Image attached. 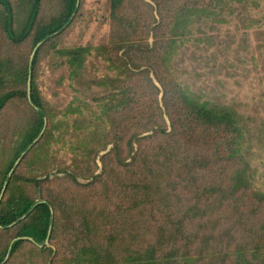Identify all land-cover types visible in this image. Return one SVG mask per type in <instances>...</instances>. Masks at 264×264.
<instances>
[{
	"label": "trees",
	"instance_id": "obj_1",
	"mask_svg": "<svg viewBox=\"0 0 264 264\" xmlns=\"http://www.w3.org/2000/svg\"><path fill=\"white\" fill-rule=\"evenodd\" d=\"M149 1L155 9L144 0H110L108 44L55 52L66 60L70 78L80 77L92 51L117 73L92 83L108 93L99 99L98 115L74 122L85 139L75 157L81 151L87 160L63 168L64 177L52 176L56 165L49 142L60 127L35 86L37 52L31 64L17 67L0 53V112L24 99L32 113L12 159L0 171V193L47 122L41 141L22 160L28 175L15 170L0 203V236L15 233L14 242L0 249V264H22V254L28 255L26 264L53 256L45 246L51 219L49 242L61 245L52 264H264V191L251 184L254 172L241 118L182 85L170 69L193 18L215 22L223 6L246 0ZM62 2L59 20L35 30L34 48L69 23L77 0ZM40 4L32 0L25 24L16 28L10 0H0L1 28L9 43L21 45L29 38ZM29 76L30 99L19 88ZM82 104L68 107L65 116L80 115ZM102 143L113 147L100 159L102 174L95 175V146ZM42 177L48 185L43 203L31 211L38 200L27 190L38 187ZM59 183L58 192L50 187Z\"/></svg>",
	"mask_w": 264,
	"mask_h": 264
},
{
	"label": "rangeland",
	"instance_id": "obj_2",
	"mask_svg": "<svg viewBox=\"0 0 264 264\" xmlns=\"http://www.w3.org/2000/svg\"><path fill=\"white\" fill-rule=\"evenodd\" d=\"M10 2L15 17V27L20 28L25 24L32 0H10ZM144 3L155 9L151 1L144 0ZM222 10L223 12L218 16L220 18L215 22L204 18L192 19L193 22L186 31L187 38L177 49V54L170 63V69L178 81L190 87L191 91L237 112L241 118L240 125L245 131V149L250 154L251 170L254 172L251 184L255 191L263 192L264 0H246L241 4L228 3ZM62 12V0H41L36 28L21 45H13L6 40L0 23L1 57L8 58L11 67L27 64L34 50L35 30L48 27L53 21L59 20ZM110 13V0H79L78 10L70 23L37 50L35 86L46 109L54 116V122L59 123L60 127V131L54 132V138L49 142L52 146L50 155L55 157L56 165L52 176L64 177L63 168L71 167L76 159L83 162L87 160L86 153L81 151H77L79 157H75L76 147L82 146L85 139L81 133L83 129L79 130V133L75 132L74 122L82 119L87 122L98 115L99 99L107 95L108 89L95 87L92 83L107 77H115L117 74L109 69L108 63L102 57L92 51V54L86 58L80 77L70 78L66 60L55 52L78 47L95 48L108 44L111 32ZM2 16L3 11L0 7V19ZM149 44L150 46L153 44L151 37ZM2 72L4 73V70ZM151 78L154 79L153 73ZM10 81L11 79L6 81L7 84L10 85L12 83ZM26 86L21 84L19 88L27 92ZM80 103H83L80 115L65 116L68 107L78 106ZM30 116L32 113L24 99L10 103L0 112V171L12 159L16 145L29 126ZM166 124L169 129L167 119ZM110 128L107 125V131ZM45 131L35 145L41 141ZM60 135L63 136V140L55 142ZM76 135L79 138H76ZM112 147L105 143L95 146V151L98 152L95 157L96 168H92L95 175L102 174L103 166L100 159ZM31 150L32 148L29 152ZM22 160L15 170L19 175L26 176L28 170ZM43 179V177L38 178L40 183L38 187L27 190L28 195L38 201L42 199L48 187L46 183H42ZM78 183L85 186L88 182L79 179ZM59 185L60 183L53 184L50 187L58 192L59 189H63L62 185ZM4 199L3 196L2 201ZM14 235L12 231H3V235L0 236L1 250L14 242L15 239H12ZM60 246L49 242L46 247L53 251V256L41 255L37 259L38 263L42 261V264H52L54 254L58 249L60 250ZM24 247L23 251L26 252L29 245L25 244ZM27 260L28 255L22 254L20 262L26 264Z\"/></svg>",
	"mask_w": 264,
	"mask_h": 264
},
{
	"label": "water",
	"instance_id": "obj_3",
	"mask_svg": "<svg viewBox=\"0 0 264 264\" xmlns=\"http://www.w3.org/2000/svg\"><path fill=\"white\" fill-rule=\"evenodd\" d=\"M78 7H79V0H77V3H76V8H75V12L74 14L72 15L71 19L73 18V16L75 15L76 11L78 10ZM70 19V21H71ZM69 21V23H70ZM68 23V24H69ZM67 24V25H68ZM66 25V26H67ZM64 28H62L60 31L52 34V35H49L47 36L46 38H44L41 42H39L36 47L34 48L33 50V53H32V56H31V59H30V64L34 58V55L35 53L37 52L38 48L44 43L46 42L48 39L56 36L57 34H59ZM30 91H31V78L30 76L28 77V81H27V96H28V99H30ZM46 128V119H44V127L42 129V132L41 134L39 135V137L26 149V151L21 155V157L16 161V163L14 164L13 166V169L10 171L8 177H7V180L5 181L3 187H2V190H1V193H0V203L2 201V198L4 196V193H5V190H6V187H7V183H8V180L10 179L11 175L13 174L14 170L16 169L17 165L21 162V160L23 159V157L25 156V154H27L29 152V150L35 145L36 141L41 137V135L43 134L44 130ZM43 203V201H37L35 203V205L32 207L31 211L39 204ZM25 217H23L22 219H24ZM52 226H53V219H51L50 221V225H49V230H48V234H47V238H46V241H45V246L48 245L49 243V240H50V236H51V231H52ZM8 257H6L5 261L7 260Z\"/></svg>",
	"mask_w": 264,
	"mask_h": 264
}]
</instances>
